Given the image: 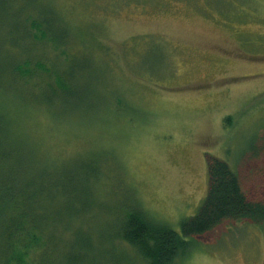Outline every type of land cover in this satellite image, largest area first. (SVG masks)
I'll list each match as a JSON object with an SVG mask.
<instances>
[{
    "label": "rangeland",
    "instance_id": "obj_1",
    "mask_svg": "<svg viewBox=\"0 0 264 264\" xmlns=\"http://www.w3.org/2000/svg\"><path fill=\"white\" fill-rule=\"evenodd\" d=\"M5 3L0 108L20 123L23 146L40 162L22 155L16 180L37 181L33 172L47 160L72 177L73 196L45 200L54 240L47 264H65L70 251L78 264H103L94 259L96 241L115 231L134 201L180 231L179 221L194 216L206 196L211 157L228 163L249 199H264V0ZM22 4L54 10L75 33L78 52L57 59L61 71L69 68L70 86L56 95L32 80L8 86L3 67L23 51ZM92 168L97 178L86 173ZM87 204L80 215L65 213ZM191 238L196 246L177 264H264V223L224 221ZM114 246L133 257L125 243ZM107 248L98 253L110 255Z\"/></svg>",
    "mask_w": 264,
    "mask_h": 264
},
{
    "label": "trees",
    "instance_id": "obj_2",
    "mask_svg": "<svg viewBox=\"0 0 264 264\" xmlns=\"http://www.w3.org/2000/svg\"><path fill=\"white\" fill-rule=\"evenodd\" d=\"M5 1L0 0V5L4 7ZM24 6L16 8V11L23 12L20 21L23 32L20 36L23 43L21 57L17 62L5 63L3 67L6 76L12 78L8 86L15 84V78H19L24 86L32 80L35 87L47 86L50 94L56 95L58 89L65 91L70 86L69 68L61 71L57 59L63 57L68 60L78 52L73 50L75 33L70 26H66V22L55 16L54 10L45 11L36 6L26 9ZM72 40L73 44L69 45ZM12 115H8V110L1 106L0 264H47L49 245L52 246L54 240L46 232L45 200L55 199L58 195L67 199L73 196L74 192L68 189L72 177H67L59 165L47 160L43 168L33 172L37 181L26 183L29 187L19 186L16 176L19 178V174L23 173L19 169L23 164L20 162L22 155H33L35 162L38 159L33 148L29 147L28 151L23 146V130ZM92 170L97 178L95 168L86 173L91 174ZM207 176L206 196L194 216L179 221L180 231L151 219L134 201L122 208L114 232L102 238L105 239L103 242L95 239L94 259L103 261V264H177V259L188 255L196 246L192 235L210 231L224 221L264 223V199H249L241 188L237 173L228 163L211 157L207 163ZM84 189L88 192L87 188ZM88 205L79 211L66 208L65 213L80 215L90 209ZM86 239L89 238L86 236ZM116 239L131 248L133 257L115 252ZM102 244H109L110 255L98 253ZM81 245L83 249L84 244ZM74 254L77 253L70 251L67 254L65 264L81 262V257Z\"/></svg>",
    "mask_w": 264,
    "mask_h": 264
}]
</instances>
